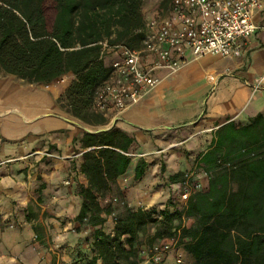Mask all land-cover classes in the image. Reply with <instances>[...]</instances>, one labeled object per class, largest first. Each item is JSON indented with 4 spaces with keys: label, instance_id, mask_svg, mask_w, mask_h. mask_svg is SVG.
<instances>
[{
    "label": "crops",
    "instance_id": "obj_1",
    "mask_svg": "<svg viewBox=\"0 0 264 264\" xmlns=\"http://www.w3.org/2000/svg\"><path fill=\"white\" fill-rule=\"evenodd\" d=\"M255 22L264 23V0ZM187 60L176 72H159L150 95L120 114L111 112L104 117L109 124L96 131L59 102L76 80L72 73L42 84L0 70V264H72L92 255L98 228L76 220L83 204L79 188L88 187L82 172L86 133L117 126L135 138L127 172L103 199L113 209L101 227L107 233L114 234L115 217L126 207L162 218L165 209L174 211L185 187H208L199 161L218 129L264 116V35L243 40L233 57L188 54ZM140 161L147 167L137 180Z\"/></svg>",
    "mask_w": 264,
    "mask_h": 264
},
{
    "label": "trees",
    "instance_id": "obj_2",
    "mask_svg": "<svg viewBox=\"0 0 264 264\" xmlns=\"http://www.w3.org/2000/svg\"><path fill=\"white\" fill-rule=\"evenodd\" d=\"M144 26L142 0H0V70L42 84L72 73L76 80L59 102L66 101L67 111L81 122L104 127L109 121L92 110L111 73L102 43L139 49ZM134 143L117 126L84 135L88 187L79 188L83 204L76 220L98 229L92 255H80L72 264H141L140 238L151 230L152 242L180 235L192 264H264L263 115L218 129L199 161L206 189L182 206L174 203V211L165 209L162 218L154 210L126 207L115 217L114 234L107 233L101 227L113 210L100 200L127 172ZM146 167L139 162L137 180Z\"/></svg>",
    "mask_w": 264,
    "mask_h": 264
},
{
    "label": "built area",
    "instance_id": "obj_3",
    "mask_svg": "<svg viewBox=\"0 0 264 264\" xmlns=\"http://www.w3.org/2000/svg\"><path fill=\"white\" fill-rule=\"evenodd\" d=\"M262 8L263 0H169L165 9L145 20L139 49L102 43L111 73L98 89L92 110L103 117L126 111L157 88L159 72L184 67L188 54L193 58L238 55L243 40L258 32L264 35V23L255 22ZM208 79L218 82L214 76ZM204 189L194 183L181 200L187 202L191 194ZM184 253L178 239H166L143 248L141 264H185Z\"/></svg>",
    "mask_w": 264,
    "mask_h": 264
},
{
    "label": "rangeland",
    "instance_id": "obj_4",
    "mask_svg": "<svg viewBox=\"0 0 264 264\" xmlns=\"http://www.w3.org/2000/svg\"><path fill=\"white\" fill-rule=\"evenodd\" d=\"M166 3H167V5H166ZM167 6H168V0H142V12H143L145 20L151 18L155 12L160 11L161 9H165ZM62 105L65 108V110L68 109L66 101H64ZM88 126H90V125H88ZM90 127H92V128H88L89 131H96L95 129L97 127H95V126H90ZM193 184L194 183H192L189 187H185L184 190L190 189ZM184 190L181 191V195L184 193ZM101 202L104 203L105 206H112L110 202L108 204H106L103 199L101 200ZM177 203L179 204V206H182V203H184V202L182 200H179ZM123 213L124 212H122V214ZM117 216H119V215H117ZM186 224L191 225V222H186ZM154 232H155L154 230H151L148 235L140 238L139 253L141 252V250L143 248H150L155 243L160 242L159 240L153 241V242L151 241V237L154 235ZM176 239L180 240V235H178ZM179 245H180V242H179ZM172 262H173V258L171 259V263ZM184 262H185V264H192L193 263V259L186 252L184 253Z\"/></svg>",
    "mask_w": 264,
    "mask_h": 264
}]
</instances>
